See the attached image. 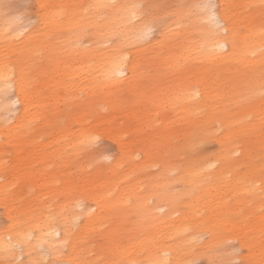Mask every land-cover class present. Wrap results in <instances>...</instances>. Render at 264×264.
I'll return each instance as SVG.
<instances>
[{"label":"bare ground","instance_id":"1","mask_svg":"<svg viewBox=\"0 0 264 264\" xmlns=\"http://www.w3.org/2000/svg\"><path fill=\"white\" fill-rule=\"evenodd\" d=\"M6 1L0 257L264 264V0Z\"/></svg>","mask_w":264,"mask_h":264},{"label":"rangeland","instance_id":"2","mask_svg":"<svg viewBox=\"0 0 264 264\" xmlns=\"http://www.w3.org/2000/svg\"><path fill=\"white\" fill-rule=\"evenodd\" d=\"M33 0H7L5 2L6 6L8 4V10L5 6L4 10L5 13H9L12 12V14H21L22 12L26 11V15L23 17V19L21 20V24L22 25H26V23H31L34 24V22H36V16H35V12L34 10H32L34 7L32 6L33 2H31ZM30 2V4H29ZM29 5V6H28ZM32 6V7H30ZM31 8V9H30ZM35 17V18H34ZM35 19V20H34ZM27 26V25H26ZM27 31V30H26ZM156 31L152 30L150 35H149V39H153L155 37ZM18 110H19V104L14 103V110L12 112H10L9 114H7L6 118L8 120V123H12L14 121V117L18 114ZM204 146V147H203ZM201 149H203L204 151H209L212 152L216 149L217 145L214 142H210V143H206L205 145H203ZM95 148L99 149L101 151V154H103V156L106 158V162H110L112 161L111 159H113V156L116 153V148L114 147V144H112L109 141H105L102 139H99V141L96 143ZM13 150H5L3 156L1 157L4 162H6L7 165H10L9 163L12 162L13 159ZM9 177V174H7L6 178ZM4 178H1L0 181H3ZM17 189L18 186L17 185H13L11 186L10 190H11V194L10 195H17ZM34 190V188L32 189ZM82 219L80 218V221ZM7 219L5 217L4 214V209L2 208V206H0V227L4 228L7 225ZM234 248H235V252L233 254L232 257L227 258L225 261H223L221 264H258L256 262H252V258L251 256L252 253H255L254 250L250 251L246 248H239L237 245V242L234 240L231 243ZM44 253H46L45 250H43ZM207 258V259H206ZM14 261H7L6 262L3 260V258L0 257V262L2 264H23L26 261V257L22 251V249H18V248H14ZM209 258L207 256H204L202 258L197 259L194 264H209ZM51 263V258L48 256L46 259V264Z\"/></svg>","mask_w":264,"mask_h":264},{"label":"snow or ice","instance_id":"3","mask_svg":"<svg viewBox=\"0 0 264 264\" xmlns=\"http://www.w3.org/2000/svg\"><path fill=\"white\" fill-rule=\"evenodd\" d=\"M203 7H204L205 9H212V8H214L213 5H203ZM212 19L215 20V16H213Z\"/></svg>","mask_w":264,"mask_h":264}]
</instances>
